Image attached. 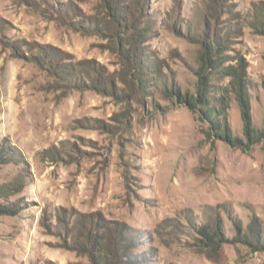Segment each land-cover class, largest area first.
Returning a JSON list of instances; mask_svg holds the SVG:
<instances>
[{
  "label": "rangeland",
  "instance_id": "obj_1",
  "mask_svg": "<svg viewBox=\"0 0 264 264\" xmlns=\"http://www.w3.org/2000/svg\"><path fill=\"white\" fill-rule=\"evenodd\" d=\"M218 1L216 28L238 29L229 53L247 61L248 110L261 129L264 19L249 23L264 0ZM134 2L0 0V149H18L0 162V205L17 211L0 214V264H93L73 242L81 215L136 235L135 258L113 264H264V251L240 244L201 249L193 230L213 215L229 235L234 218L257 215L264 228V138L233 146L164 91H194L200 45L189 33L213 30L212 1H144L134 25L145 75L125 45ZM230 97L227 123L245 141Z\"/></svg>",
  "mask_w": 264,
  "mask_h": 264
},
{
  "label": "trees",
  "instance_id": "obj_2",
  "mask_svg": "<svg viewBox=\"0 0 264 264\" xmlns=\"http://www.w3.org/2000/svg\"><path fill=\"white\" fill-rule=\"evenodd\" d=\"M145 0H135L132 3L133 16L130 19L131 35L127 33L125 42L126 48L131 52L133 68L139 75L147 74L146 68L140 62L142 51L139 49V38L142 34L138 32L140 25L135 23L143 18L140 15L141 7ZM211 10L207 13L208 18L213 22V30L199 27L189 35L197 36L200 45L198 56V67L195 89L193 92L185 91L184 94L171 90H164L165 93L176 95L189 109L197 113L200 121L207 124L210 135L216 136L233 146H242L249 149L250 145L257 140L264 138V117L263 127L256 128L253 125L247 101V61L238 54L229 53L230 42L236 34V28L228 27L225 31H218L215 25L216 16L213 8L219 7L218 0H211ZM264 2L253 4L254 27L263 26ZM260 18H262L260 20ZM188 31H190L188 29ZM227 63V65H224ZM229 77L227 84L219 86L213 83L214 78ZM144 80L143 77H137ZM110 82V81H109ZM105 81V85L109 84ZM142 87V86H140ZM145 88V86H144ZM230 92L233 93L238 103L243 124V135L245 141L233 136L226 120V109L230 103ZM166 96H169L166 94ZM18 154V149L13 145L4 143L0 149V162L10 161ZM1 193V192H0ZM13 205H0V214L8 212L16 213ZM195 245L201 249L215 252L224 244H240L247 247L251 252L264 251V228L262 221L257 215H252L246 225L239 220L233 219V233L227 234L219 215H213L200 223H193ZM136 235L132 234L130 227L124 222L117 220H106L95 215H81L78 217L75 228L74 244L84 251L93 264H113L122 261L123 258L133 260V249L136 245ZM133 262V261H132Z\"/></svg>",
  "mask_w": 264,
  "mask_h": 264
}]
</instances>
